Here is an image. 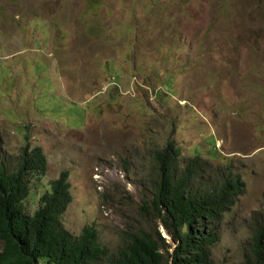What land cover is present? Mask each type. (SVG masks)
<instances>
[{"label":"rangeland","instance_id":"374dc122","mask_svg":"<svg viewBox=\"0 0 264 264\" xmlns=\"http://www.w3.org/2000/svg\"><path fill=\"white\" fill-rule=\"evenodd\" d=\"M168 141L181 164L242 175L211 249L242 264L264 221V0H0V162L15 169L27 144L48 161L27 214L67 171L66 231L93 225L111 254L157 230L167 257L175 243L142 202Z\"/></svg>","mask_w":264,"mask_h":264},{"label":"trees","instance_id":"16d2710c","mask_svg":"<svg viewBox=\"0 0 264 264\" xmlns=\"http://www.w3.org/2000/svg\"><path fill=\"white\" fill-rule=\"evenodd\" d=\"M147 181L151 199L142 202L171 236L167 244L157 230L131 234L109 254L93 225L73 236L60 223L71 203L68 172L49 182L40 206L29 215L24 202L31 181L47 171V157L39 146L27 144L15 169L0 162V264H213L211 249L220 241L219 226L246 192L242 175L233 171L216 176L194 156L180 163L173 142L151 153ZM252 234L242 264H264V221L252 218ZM172 248V253L168 249Z\"/></svg>","mask_w":264,"mask_h":264},{"label":"water","instance_id":"95a60500","mask_svg":"<svg viewBox=\"0 0 264 264\" xmlns=\"http://www.w3.org/2000/svg\"><path fill=\"white\" fill-rule=\"evenodd\" d=\"M168 233V232H167ZM172 239V238H171Z\"/></svg>","mask_w":264,"mask_h":264}]
</instances>
